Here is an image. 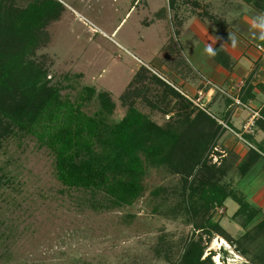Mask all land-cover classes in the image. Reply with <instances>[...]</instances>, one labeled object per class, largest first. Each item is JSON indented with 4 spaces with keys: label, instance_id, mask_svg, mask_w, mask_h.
<instances>
[{
    "label": "rangeland",
    "instance_id": "374dc122",
    "mask_svg": "<svg viewBox=\"0 0 264 264\" xmlns=\"http://www.w3.org/2000/svg\"><path fill=\"white\" fill-rule=\"evenodd\" d=\"M31 1L10 0L14 8ZM57 1L62 12L41 32L29 59L45 73L48 88H58L63 98L75 101L94 89L82 108L86 114L98 112L102 93L115 104L109 122L121 120L130 106L158 126H180L189 111L195 112L185 109V100L221 121L227 106H240L235 90L227 94L197 72L189 49L204 29L259 47L245 29L249 21L264 18L256 0ZM258 51L264 74V52ZM166 85L183 99L171 96ZM254 120L250 129L243 127L244 134L253 135ZM5 126L0 118V130ZM222 129L204 164L193 170L189 164L177 170L145 164L144 193L130 207L113 206L103 194L63 187L55 178L53 157L32 137L18 132L0 137V264H177L185 245L198 237L207 246L205 256L213 252L222 264H264V220L246 223L231 216V206L224 203L208 217L193 210L191 190L196 186L204 195L209 167L224 172L221 152L232 130ZM189 133L197 134L196 129ZM225 175L217 171L212 176L222 178L220 184L236 183L233 173ZM210 217L230 242L215 234L207 243L208 229L195 231L196 223ZM217 239L227 247L215 248Z\"/></svg>",
    "mask_w": 264,
    "mask_h": 264
},
{
    "label": "trees",
    "instance_id": "16d2710c",
    "mask_svg": "<svg viewBox=\"0 0 264 264\" xmlns=\"http://www.w3.org/2000/svg\"><path fill=\"white\" fill-rule=\"evenodd\" d=\"M263 2L256 0L260 10L264 9ZM62 9L57 0H32L24 8H14L10 0H0V118L6 123L0 137L17 132L32 137L53 157L55 178L63 187L103 194L117 207H130L142 197L145 164L156 168L171 165L175 170L188 164L187 168L193 170L204 164L208 148L223 127L186 100L185 109L196 113L189 111L180 126L179 122L158 126L134 106L121 120L109 122L115 104L107 94L98 95L99 110L88 115L82 108L92 99L94 89L72 101L63 98L58 88H48L45 73L29 57L39 47L41 32L58 19ZM216 60L220 61L218 56ZM166 91L183 99L170 86ZM250 93L251 89L240 99L247 101ZM195 129L196 136L189 137ZM209 168L212 171L204 195L196 186L189 194L196 200L195 213L208 217L216 205L221 207L232 199L238 205L234 216L250 223L258 210L229 184H220L222 178L213 177L215 172L220 176L225 171ZM211 218L204 220L205 224L196 223L195 231L208 229L207 243L215 234L230 242L227 233ZM206 251L201 237L192 239L177 264H213L216 255L210 252L205 256Z\"/></svg>",
    "mask_w": 264,
    "mask_h": 264
},
{
    "label": "crops",
    "instance_id": "0c3cea01",
    "mask_svg": "<svg viewBox=\"0 0 264 264\" xmlns=\"http://www.w3.org/2000/svg\"><path fill=\"white\" fill-rule=\"evenodd\" d=\"M249 24L245 25V29L253 35L255 41L259 42L258 46L264 47V40L260 39L262 30L253 27V22L249 21ZM225 34L219 38L204 29L200 32L198 42L189 49V56L197 72H201L210 83L227 91V94L232 93L233 90L237 93L236 98L239 99L240 106L229 105L226 107V114L221 118L223 121L214 119L218 124L221 122L220 125L224 129L228 126L232 130H229L232 134L226 131L223 135L225 137L229 133L224 138V152H221L223 171L226 172L225 178L233 173L236 183H231V180H228V183L231 189L239 191L244 196L252 208L258 210V214L252 221L258 223L264 220V89H260L264 87H256L264 83V74L261 71L262 61L257 48L248 46L249 42L245 39L241 41L237 35L235 37ZM216 37L220 42L222 39L223 41L218 44ZM233 39L236 41L235 45L232 42ZM209 46L214 49L216 53L214 56L205 51ZM217 56L220 61L216 60ZM249 89H251L250 97L243 102L240 97L244 96ZM249 110L252 112L255 110L257 117L254 118V132L251 136L242 131L252 118ZM237 134L241 135L246 143ZM245 164L247 165L244 166ZM224 205L226 208L231 206V216L238 209V205L232 199H227Z\"/></svg>",
    "mask_w": 264,
    "mask_h": 264
},
{
    "label": "clouds",
    "instance_id": "9594fccd",
    "mask_svg": "<svg viewBox=\"0 0 264 264\" xmlns=\"http://www.w3.org/2000/svg\"><path fill=\"white\" fill-rule=\"evenodd\" d=\"M253 27H255V28H259V29H261L262 31H261V34H260V39H262V40H264V18H261V19H258L257 21H255L254 22V24H253ZM233 44L235 45V43H236V41H235V39H233ZM205 51L209 54V55H215L216 53H215V51H214V49L211 47V46H209V47H207L206 49H205Z\"/></svg>",
    "mask_w": 264,
    "mask_h": 264
},
{
    "label": "bare ground",
    "instance_id": "6f19581e",
    "mask_svg": "<svg viewBox=\"0 0 264 264\" xmlns=\"http://www.w3.org/2000/svg\"><path fill=\"white\" fill-rule=\"evenodd\" d=\"M227 245L228 244L223 239H217L213 243V246L215 248H221L222 246H226L227 247ZM213 261H214L215 264H222L219 255H216L215 257H213ZM228 264H235V261L230 260Z\"/></svg>",
    "mask_w": 264,
    "mask_h": 264
},
{
    "label": "built area",
    "instance_id": "2783aa9c",
    "mask_svg": "<svg viewBox=\"0 0 264 264\" xmlns=\"http://www.w3.org/2000/svg\"><path fill=\"white\" fill-rule=\"evenodd\" d=\"M257 49L260 50V51H263V52H264V50H262V48H261L260 46L257 47ZM255 117H256V114H253L251 120L247 123V127H248V129H250L251 126L253 125V120H254ZM239 137H240V136H239Z\"/></svg>",
    "mask_w": 264,
    "mask_h": 264
}]
</instances>
